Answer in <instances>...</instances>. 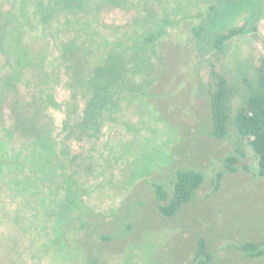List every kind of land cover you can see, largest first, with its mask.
<instances>
[{
    "label": "rangeland",
    "instance_id": "rangeland-1",
    "mask_svg": "<svg viewBox=\"0 0 264 264\" xmlns=\"http://www.w3.org/2000/svg\"><path fill=\"white\" fill-rule=\"evenodd\" d=\"M129 1L122 6L104 4L97 15L98 30L109 43L129 42L127 32L143 33L151 27L137 26L139 16L151 18L139 0ZM152 3L154 24L164 32L153 43L151 59L127 76L123 96H113L114 106L106 110L98 136L72 139L69 146L60 147L89 192L65 228L68 242L56 230L58 207L48 202L43 189L24 193L22 203L12 189L17 193L23 185L16 178L10 184L9 175L0 176V264H192L201 239L213 264H264V255L251 257L241 250L249 242L264 241V177L258 174V156L234 121L258 84L264 58V0H168L164 12L166 4ZM46 5V0H0V50L9 51L0 52V89L8 80L15 49L24 59L40 61L49 47L52 37L44 35L41 14ZM94 6L90 0L78 6L72 24L61 11L52 30L64 32L71 25L81 39L87 22L80 16ZM202 25L200 37L194 28ZM240 28L242 32L225 41L221 50L215 46L220 34ZM55 37L61 48L64 34ZM136 55L135 49L128 50L130 65ZM34 73L30 69L24 78ZM215 74L225 75L233 90L228 133L221 139L211 134ZM8 90L2 105L10 120L15 116L12 109H27L31 91L24 84ZM55 96L63 103L70 91L59 85ZM49 115L62 141L66 112L50 108ZM233 155L240 160L231 172L227 158ZM181 170L202 173L204 182L193 199L169 217L159 209L156 187L162 186L170 198ZM78 223L84 234L72 242Z\"/></svg>",
    "mask_w": 264,
    "mask_h": 264
},
{
    "label": "trees",
    "instance_id": "trees-1",
    "mask_svg": "<svg viewBox=\"0 0 264 264\" xmlns=\"http://www.w3.org/2000/svg\"><path fill=\"white\" fill-rule=\"evenodd\" d=\"M90 1L95 4L94 10L90 12L84 10L83 15L80 16L87 22V25L81 28L83 34L81 40L78 39L80 36L74 34L76 32L72 31L74 28L71 25H67L66 30L61 32L59 27L52 30L51 23L59 20L62 12L67 17V24L71 23L72 14L76 16V8L82 6L86 0H46V8L41 14L42 20L46 22L47 32L44 35L50 34L49 37H52L49 40V47L45 49L40 61L33 56L24 59L19 49H15L16 56L14 55L13 60L9 59L10 67L7 66L8 80H5V86L0 89V176L9 175L10 184L13 183V178H16L19 186L23 185L17 193L12 189L14 194L20 196L22 203L26 201L23 198L24 193L34 192L38 188L43 189L45 195L50 197L48 202L58 207L56 230L62 233L67 242L65 228L74 221L76 212H80L82 204L86 201L84 198L86 199L89 192L86 187L84 188L87 182L78 178L79 174L75 173L74 163L65 160V154L60 147L62 144L69 146L68 142L72 139L83 141L98 136L107 118L106 110L114 106L113 96L125 94L128 89L127 76L151 59L153 43L164 32L158 29L159 25L154 24L152 19L156 16L152 0H139L138 2L145 7L144 10L149 12L151 19H147L149 16L145 17L146 19L139 16L136 23L141 24L137 26L149 24L151 27L143 33L127 32L126 37L130 39L129 42L120 39L115 40L114 44L109 43V39L98 30L99 11L107 3L122 6L131 1ZM167 1L160 0L161 4L163 3L164 6L166 4L163 12L167 7ZM71 3L76 7H72ZM63 4L67 7H62ZM194 30L201 37L205 27L202 25L195 27ZM241 32L242 28L220 34L215 46L221 50L225 41ZM59 34H64L61 48L57 47L59 42L55 37ZM79 41L81 43L78 45ZM88 41L93 43L92 47H88ZM0 44H2L1 39ZM129 49H135L137 52L131 65L127 59ZM0 52L6 54L9 51L2 48ZM30 69H34L35 73L31 78L25 79ZM215 78V88L211 92L210 99L213 118L211 134L221 139L228 133L233 90L225 75L215 74ZM21 84L31 91L26 103L28 107L24 109L15 103L21 111L11 108L15 116L11 115L10 120H7L4 113L6 109L2 104L8 98L9 87L18 88ZM63 84L70 91V96L67 101L61 103L57 100L55 91ZM82 101L83 109H81ZM50 108L64 109L66 112L62 126L64 133L62 141L59 134L54 133L53 118L49 115ZM234 121L239 133L249 141L258 156V174L264 177V58L258 67V84L251 89L249 96L237 111ZM239 160L238 155L228 157L227 168L231 172L236 171L237 167L234 164ZM29 176L38 177L39 182L33 181ZM222 178L223 175L220 173L217 176V188ZM203 182L204 176L200 172L179 171L170 198L167 197L162 186L156 187V197L162 202L159 205L160 211L169 217L175 215L183 205L193 199ZM166 200L168 201L164 203ZM82 228V224L79 223L73 228L74 235L70 238L72 242L83 236ZM263 246L264 241L249 242L241 246V250L248 256L259 257L264 255ZM212 260L213 256L207 249L206 241L201 239L192 264H213Z\"/></svg>",
    "mask_w": 264,
    "mask_h": 264
}]
</instances>
